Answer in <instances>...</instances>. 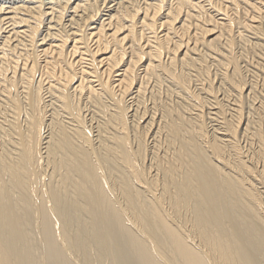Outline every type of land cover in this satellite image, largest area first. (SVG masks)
<instances>
[{
	"label": "bare ground",
	"instance_id": "bare-ground-1",
	"mask_svg": "<svg viewBox=\"0 0 264 264\" xmlns=\"http://www.w3.org/2000/svg\"><path fill=\"white\" fill-rule=\"evenodd\" d=\"M0 264H264V0H0Z\"/></svg>",
	"mask_w": 264,
	"mask_h": 264
},
{
	"label": "rangeland",
	"instance_id": "rangeland-1",
	"mask_svg": "<svg viewBox=\"0 0 264 264\" xmlns=\"http://www.w3.org/2000/svg\"><path fill=\"white\" fill-rule=\"evenodd\" d=\"M245 143H246L245 140L242 138V145H244ZM246 145H247V143H246Z\"/></svg>",
	"mask_w": 264,
	"mask_h": 264
}]
</instances>
